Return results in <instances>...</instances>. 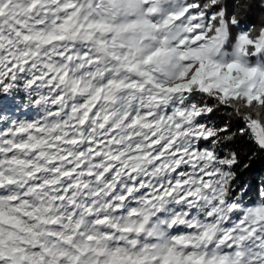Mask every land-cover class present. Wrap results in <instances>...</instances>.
Wrapping results in <instances>:
<instances>
[{"label": "snow or ice", "instance_id": "obj_1", "mask_svg": "<svg viewBox=\"0 0 264 264\" xmlns=\"http://www.w3.org/2000/svg\"><path fill=\"white\" fill-rule=\"evenodd\" d=\"M257 156L264 0H0V264H264Z\"/></svg>", "mask_w": 264, "mask_h": 264}, {"label": "trees", "instance_id": "obj_2", "mask_svg": "<svg viewBox=\"0 0 264 264\" xmlns=\"http://www.w3.org/2000/svg\"><path fill=\"white\" fill-rule=\"evenodd\" d=\"M257 15H259L257 13ZM249 164L247 169H241L242 182L252 184L258 178H264V156L254 157L251 161H246Z\"/></svg>", "mask_w": 264, "mask_h": 264}]
</instances>
